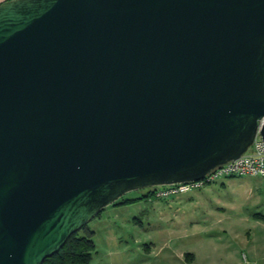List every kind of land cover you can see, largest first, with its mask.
Returning a JSON list of instances; mask_svg holds the SVG:
<instances>
[{"label": "water", "instance_id": "water-1", "mask_svg": "<svg viewBox=\"0 0 264 264\" xmlns=\"http://www.w3.org/2000/svg\"><path fill=\"white\" fill-rule=\"evenodd\" d=\"M264 139V0L0 2V264Z\"/></svg>", "mask_w": 264, "mask_h": 264}, {"label": "rangeland", "instance_id": "rangeland-1", "mask_svg": "<svg viewBox=\"0 0 264 264\" xmlns=\"http://www.w3.org/2000/svg\"><path fill=\"white\" fill-rule=\"evenodd\" d=\"M261 177L253 175H240L222 178L204 187L193 189L185 193L187 197L194 200V204L186 207L168 205L163 200L149 199L135 201L129 207L122 205H108L102 212L89 221L95 231L94 240L96 249L89 264H170L166 262L170 251L167 247L161 246L164 237L168 233L160 230L173 225L175 221L178 226L176 234L172 236L170 248L180 249L189 247L197 251L198 259L193 264H207L203 262V249H210L215 240L207 238L204 240L203 231L207 229L211 218L222 216L225 226L228 229L220 250L229 260L226 264H234L231 253L233 239L236 233L245 234V223L240 217H250L258 208L254 199L249 195V189L255 185ZM142 190H135L125 196H139ZM157 200V203L155 202ZM203 200V203H198ZM153 201V203H151ZM137 202H141L136 205ZM155 202V203H154ZM125 205V206H123ZM203 209H209L211 215L204 213ZM178 212V216L175 214ZM205 211V212H206ZM159 217H169L159 219ZM171 217H175L172 220ZM185 217V218H184ZM184 219V221H183ZM206 227V228H205ZM219 228L215 225V230ZM209 229V228H208ZM160 230V231H159ZM117 234L114 240L108 234ZM156 241V248L148 254V244ZM148 243V244H147ZM154 253L156 255L154 256ZM221 252V254H223ZM220 255V254H219ZM172 264H180L175 263Z\"/></svg>", "mask_w": 264, "mask_h": 264}, {"label": "crops", "instance_id": "crops-1", "mask_svg": "<svg viewBox=\"0 0 264 264\" xmlns=\"http://www.w3.org/2000/svg\"><path fill=\"white\" fill-rule=\"evenodd\" d=\"M259 177H261L260 180L249 189V195L254 199L258 208L254 211L252 216L248 218L244 216L240 217V221L246 224V232L243 235L236 233L233 238L235 242L233 241L232 245L229 246L230 248L232 247V249L231 251H227V254L231 253L234 264H242L244 262V257H246L250 264H264V176ZM185 195L186 194L183 193L167 199L159 200L165 201L168 203V205H177L179 207H186L190 204H194V200H192L193 195L191 196V199ZM155 202L157 203V200ZM200 202L203 203V200H198V203ZM139 203L141 202H137L136 205ZM151 203H153V201ZM126 206L129 207L130 205ZM203 206L209 207L204 203ZM206 210L208 211L209 209H203L204 213H208ZM178 212L179 211H177L175 214V217L178 216ZM207 215H211V212L209 211ZM175 217H171V219L175 220ZM168 218L169 217H159V219L166 220ZM177 222L175 221V223ZM207 222H209V224L207 229L203 231V238L205 237L204 240L207 238H212V240L215 241L212 243L210 242V249H203V262H207V264H226V262L229 260V256H226V254L220 250L222 240H224V235H226L228 232V229L225 228V226H221L222 228L219 226V224L223 225L224 220L222 216H217L215 218H211L210 221ZM175 223H173V225L169 226L168 228L160 229L168 233V236L164 237L163 243L161 245L164 246V248L167 247L170 251V256H168L169 260H166V262H170L171 259L172 261L170 264H172L174 261L175 263L178 262L180 264H193L198 259L197 251L194 249L190 250L188 249L189 247H181L180 249L175 250L169 246L172 241V236L175 235L176 230H178V226ZM215 225L219 227L216 230ZM89 226L90 228H93V226ZM108 236L114 240L117 238V234L115 233L108 234ZM156 245V241H152L151 244H148V254L152 253L153 247L156 248ZM221 252L223 254H221ZM155 255L156 254L154 253V256ZM156 257L158 256L156 255ZM144 262L142 264H145Z\"/></svg>", "mask_w": 264, "mask_h": 264}, {"label": "built area", "instance_id": "built-area-1", "mask_svg": "<svg viewBox=\"0 0 264 264\" xmlns=\"http://www.w3.org/2000/svg\"><path fill=\"white\" fill-rule=\"evenodd\" d=\"M240 175L264 176V139L259 132L253 143L240 157L216 166L201 179L154 186L155 195L158 198L167 199L201 188L222 178ZM242 264L250 263L244 257Z\"/></svg>", "mask_w": 264, "mask_h": 264}, {"label": "trees", "instance_id": "trees-1", "mask_svg": "<svg viewBox=\"0 0 264 264\" xmlns=\"http://www.w3.org/2000/svg\"><path fill=\"white\" fill-rule=\"evenodd\" d=\"M2 1L4 0L0 2ZM141 190L142 193L139 196H123L113 204L126 205L140 200L161 199L155 195V187H146ZM94 235L95 231L86 224L82 229L74 232L64 246L57 253L46 258L42 264H89L96 249Z\"/></svg>", "mask_w": 264, "mask_h": 264}]
</instances>
